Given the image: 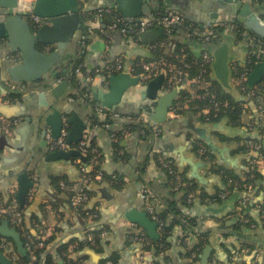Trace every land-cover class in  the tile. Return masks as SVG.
I'll list each match as a JSON object with an SVG mask.
<instances>
[{"label":"crops","instance_id":"crops-1","mask_svg":"<svg viewBox=\"0 0 264 264\" xmlns=\"http://www.w3.org/2000/svg\"><path fill=\"white\" fill-rule=\"evenodd\" d=\"M112 1L88 0L90 9L111 6ZM251 2L241 0L238 7V4L226 0H149L150 9L154 10L155 7L161 6L164 12L181 13L185 20L190 22V26L198 29H207L219 22L235 25L234 29L223 32L211 45H219L223 42L222 37L227 36L224 42L230 47L232 81L239 92L238 97L230 96L252 104V111L244 113L242 123L238 124L230 122L228 118L215 123L209 122L200 112L191 109L188 103L183 106L180 113L176 112L175 104L180 93L169 111L168 121L155 125L151 115L154 113L157 100L143 97L147 85L143 81L125 91L115 111L124 117H132L133 120L130 121H139V117L147 118L149 124L155 128L153 135L144 134L143 129L124 130L120 138H117L116 131L124 129L119 120H115L111 127L94 124L90 103L78 95L79 87L88 85V74L119 60L123 61L125 67L128 65L129 69L140 60L147 59L137 54L129 55L133 46L144 43L141 41L130 43L119 31L108 29L103 21L96 22L98 33L85 48L81 45L83 29H78L63 56L54 65L55 71L48 72L34 83L11 82V84L12 80L7 71L11 64L3 62L0 69V197L4 199L6 196H12L14 204L18 205L19 174L28 173L34 182L33 188L26 196L27 204L23 212L28 229L25 235L28 238L40 236L48 238L53 235L55 243L73 240L75 244L70 247L68 257H82L84 264H100L104 261L101 258L107 255L109 257L117 255L119 264H154L156 261L162 264H190L195 259L196 264H234L237 258L246 259L249 264H254V253L258 249L262 250V255L256 260V264H264V178L258 180L256 190L259 193L254 190L252 197L250 193L231 192L226 187L228 181L223 174L224 171H229L242 176L248 168L247 161L251 156L242 149L244 140L249 135L264 139V128L259 109L256 107V103L264 105V73L261 76L262 80L251 86L258 91V95L251 100L247 99L235 80L236 68H246L249 65L252 50L250 38L255 35L264 40V37L249 30L244 32L242 37H238V23L233 21L237 11L233 6L240 9L244 4ZM129 3L132 7L141 8L146 2L131 0ZM254 3L264 13V0H254ZM179 38L187 45L189 55L192 54L198 60L202 58L206 50L203 41L190 36L189 31L181 32ZM150 44L144 45L150 50ZM50 49L53 51V48ZM9 50L7 41L0 39L1 60ZM182 50L186 51L185 47ZM81 59L82 66H86L89 73L80 77L81 85L78 87L71 82L68 71L72 63ZM255 65L251 68L250 74ZM75 74L81 75L76 71ZM210 78L212 87L222 94L223 88L214 80V71L211 68ZM61 83L66 84L59 88L58 85ZM8 85L20 91L18 97L12 98L5 93ZM96 86L108 90L109 79L107 85H101L98 81L92 85V97L99 104L94 97ZM184 88L193 93L192 83H187ZM171 90L164 85L159 91V96L166 95ZM55 108L61 110L63 117L67 119L70 117L68 110L78 113L87 124L84 140L88 146H92L103 156L102 177L92 180L88 185L90 200L85 206V210L97 213L95 220L89 218L86 213L80 214L71 204L69 191L60 185L61 181L75 183L81 179L80 165L74 161L77 157L53 161L46 159L49 153L54 152L47 140V133L52 132V127L46 122V117L53 113ZM5 115L11 116L15 121L14 130L10 131L6 127L2 120ZM115 141H118L119 148L115 146ZM208 142H211V145ZM262 144L264 145V140ZM203 147L204 152L201 151ZM152 150L163 159L172 161L179 173L195 184L199 194L192 201L188 199L190 206L178 204L181 213L171 214V218H180L185 214L196 217L198 225L196 232L188 238L184 236L183 240L180 236L184 230L181 226L177 227L168 249L145 251L143 241L150 244L156 240L152 239L140 224L127 219L126 211L133 208L146 211L147 205L152 204L158 212L180 198L171 184L170 172L158 165L153 158ZM258 165L259 171L264 175V161H259ZM55 169L56 171L62 169V172H56ZM193 172L200 174L203 180L192 178ZM221 193H224L225 197H222ZM245 196L249 200L243 203L242 199ZM197 199L201 200L204 206L227 202L229 210L219 218L206 216L203 208L195 204ZM5 218L15 227L10 216L1 217L0 223ZM223 221L227 222L224 230L241 222L245 240L240 242H250L254 246H241L242 243H238L236 236L225 235L222 232ZM96 227H104L101 244L93 241L91 245L74 251L73 248L78 242L89 239L88 230ZM4 240L6 238H2L1 243ZM201 241L203 243L199 245ZM233 244L241 250L237 251V247L234 249ZM9 245L4 250L16 261L20 253L10 252L12 243ZM25 246L28 248L26 244ZM195 246L196 250L190 253ZM50 247L52 248L51 245ZM195 253L197 256L194 258ZM58 261L59 264H64V260L58 258Z\"/></svg>","mask_w":264,"mask_h":264},{"label":"water","instance_id":"water-1","mask_svg":"<svg viewBox=\"0 0 264 264\" xmlns=\"http://www.w3.org/2000/svg\"><path fill=\"white\" fill-rule=\"evenodd\" d=\"M142 1L146 3L141 8L132 7L129 3L131 0H113L111 7L118 10L129 22H135L142 16L153 13V10L149 7V0H138V2ZM226 1L238 4V7L241 2V0ZM251 1V4L246 3L240 9L236 8L237 6H233L234 10L237 11V14L233 16V21L244 25L257 35L264 37V13L255 6L254 0ZM20 3L21 0H0V39L7 41L10 47V50L4 59H2L4 61L0 59V69L3 62L4 64L7 63V65L11 64L7 67L10 80H12L10 83H34L46 76L48 72L53 73L55 71L54 65L63 56L69 43L74 38L76 31L82 28L81 5L79 0H33L31 2L32 10L23 11L20 9ZM32 15L40 16L43 18V22L35 27L32 22ZM163 35V27L154 28L141 32L139 34V41L144 44H149L160 40ZM226 37L227 36L222 37L223 42H220L221 44L219 43V45H208L207 49L213 57L210 68L214 71V80L218 81L223 88L222 94L238 97V89L232 81L233 70L230 65V47L224 42ZM144 44L139 43L133 46L129 55L137 54L144 58L151 59L153 53ZM50 48H53V51H50ZM16 59L20 61L17 62L15 61ZM263 73L264 62L261 61L256 63L253 71L249 75L248 85L251 87L259 83L262 80L261 76ZM108 79L109 89L104 90L98 86L94 87V97L99 101L101 106L112 110L118 109V104L121 102L127 89L137 86L141 82L140 77L131 75L128 70V65H126L124 71L112 74ZM164 83L165 75L161 73L151 79L143 91L144 98L157 100L154 113L151 115V119L155 125L163 124L168 121L169 111L173 107L176 98L181 93V89L174 88L166 95L159 96V91L163 88ZM65 84L66 83H61L58 86L61 88ZM7 88L5 93L10 96L20 94V91L14 89V87H9L8 85ZM236 99L239 100V98ZM67 113L70 114L67 121L71 125L67 142L70 145H74L84 139L87 124L78 113L74 111L69 112V110ZM63 118V112L56 108L53 109V113L46 117V122L52 127L53 136L55 138L61 133ZM2 120L6 124L8 130L11 131L15 129L16 123L11 116L5 115ZM209 125L211 126L212 124ZM208 143L211 145V142ZM72 157L84 159L85 155L81 151L72 148L49 153L46 159L48 161H53L70 159ZM57 171L62 172V169H57ZM192 178L203 180L201 175L195 172H193ZM18 181L20 182V188L17 197L20 204L24 205L26 196L31 188H33L34 182L28 176L27 172L19 174ZM195 204L200 205L205 211L204 215L210 217H222L225 211L229 210L227 202L223 204L213 203L204 206L201 200L197 199ZM125 215L127 219L140 224L142 228L146 229L152 239H159L158 223L152 220L146 211L133 208L127 210ZM2 238L13 239L20 255L26 256L28 248L25 246L22 235L18 228L10 225V221L7 218L0 223V264H17L12 257L6 254L1 246ZM45 256L46 253H43L42 258ZM108 257L107 255L101 259H107Z\"/></svg>","mask_w":264,"mask_h":264},{"label":"built area","instance_id":"built-area-1","mask_svg":"<svg viewBox=\"0 0 264 264\" xmlns=\"http://www.w3.org/2000/svg\"><path fill=\"white\" fill-rule=\"evenodd\" d=\"M33 0H21L20 9L23 11H31L32 6L31 2ZM83 7H81V12L89 11V10H97L93 15H85V19L83 21L84 29L82 30L81 35V45L83 48L87 47L94 38L98 30L95 27L97 21H103L104 15L111 16L110 20L107 24V28L114 31L121 32L129 41L128 35H138L143 32L154 28L163 27L164 33H170L171 27L173 25H181L185 21V17L183 14L178 13L176 11H170L165 14H155L152 13L150 15L142 16L139 20L135 22H129L128 19L119 13L116 9L112 8L111 6L107 7H97L95 9H90V4L88 0H82ZM32 22L33 25L39 26L43 22V18L37 15H32ZM219 26L224 27V31H228L230 29H234L235 25L226 23V22H219L214 26H211L207 29H198L197 27L189 26V35L192 37H196L199 40L203 41L206 44V50L204 51L202 58L199 60V68L200 73L194 77H190L188 75V69L192 67V62L189 61V52L183 51V58L180 60V63L170 62L164 57H160L156 60H140L139 62L133 64L129 67V72L131 75L140 77L141 81L144 83H148L151 79L155 78L159 74L163 73L165 75V83L164 85L169 89L184 88L187 83L193 84V92H196L197 89H204L207 91L208 94L211 95V99L214 101L215 107H220L221 105H226L225 102L221 100H215L214 92L211 91L212 82L210 79H206L203 77L202 73L206 71V69L210 66L212 62V55L207 49L208 45H211L216 39L219 38L221 32L217 28ZM252 40V50L249 57V65L248 67L244 68L243 71H239V68H236L235 71V80L239 88L244 92L245 96L248 100L255 98L258 95V91L256 88L250 87L248 85V78L250 74V70L252 68V64H256L258 62H264V40L259 38L258 36L253 35L251 38ZM130 42V41H129ZM132 44L138 42H130ZM150 50H156L158 48L165 47V41L158 40L154 43L150 44ZM5 57V56H4ZM4 57L2 59H4ZM82 64H79L76 67V73H81ZM125 65L122 60H119L115 63H108L103 68H98L93 74H88L87 81L88 86L86 87V92L89 97V100L92 99V93L90 91V86L94 84L95 81H98L101 85L108 84V77L110 74L120 73L124 71ZM14 86L16 84H13ZM96 110L97 115L103 116L105 115L106 111L111 113V117L115 120L118 119H126L128 121L133 120L132 117H124L119 112L108 109L100 104L94 107ZM259 114L261 122L264 126V105H258ZM147 118L139 117L140 121H146L145 125L148 127H153L150 123L146 120ZM138 120V119H137ZM206 120H209V117H206ZM106 127H111L112 123H105ZM71 125L68 123L67 118H63V127L61 129L60 135L55 138L52 132L47 133V140L51 150L58 151V150H68V149H77L81 151L84 155L86 153V140H81L79 143L70 145L67 142V137L70 131ZM153 129H155L153 127ZM145 132V130H142ZM245 143L250 147L252 154L260 153L261 148L263 146L262 142L254 139H246ZM94 152H98V150H94ZM201 151L204 152L205 148H201ZM99 156V152L97 157ZM161 161V166L168 169L173 180L175 181L174 188L178 189L181 186L186 185V179L179 173V171L174 167L172 161L165 160L162 157H159ZM264 156L259 154V158L253 160L254 163H258L259 161H263ZM76 163L80 165V170L82 173L81 179L75 183H67L66 181H61L60 185L62 188L67 189L69 191L71 204L74 208L78 209L79 207H85L88 201L90 200V195L88 192V185L94 179H100L102 177V170L100 167H97L99 161L96 157L92 158L89 163L81 162V158L77 157L74 159ZM93 171V175L89 172ZM225 178L229 183L234 182L235 180L230 177L228 174L223 173ZM253 189L252 185H249L248 190L251 191ZM198 192H191L188 195V199L190 201L197 198ZM222 197H225L224 193H221ZM249 200L247 196L242 199L243 203ZM147 213L151 217L152 220L158 223V227L163 226V221L160 219L159 215L157 214L156 208L154 205L149 204L146 208ZM86 215L89 218L95 220L97 217V213L91 212L86 210ZM4 214H8L13 225L22 226L24 221V215L22 209L19 208L18 205L12 204L9 207H6L3 203L2 197H0V218L4 216ZM184 232L182 231V235ZM89 239H94L93 235L90 234ZM143 236H141V240H143ZM1 246L5 249L7 246L9 247V243L6 240L2 241ZM249 251V250H248ZM251 252V250L249 251ZM262 255V250L258 249L254 253V264H256V260ZM197 254H194V258ZM14 259V258H13ZM105 264H114L113 261H106ZM167 264V263H166ZM169 264V263H168Z\"/></svg>","mask_w":264,"mask_h":264},{"label":"trees","instance_id":"trees-1","mask_svg":"<svg viewBox=\"0 0 264 264\" xmlns=\"http://www.w3.org/2000/svg\"><path fill=\"white\" fill-rule=\"evenodd\" d=\"M81 7H83V1L79 0ZM95 12H97V10H87L84 12H81V17L82 20L84 21L85 19V15H93ZM153 13L155 14H165L167 12L162 11L161 6L159 7H155L153 10ZM111 16H107L104 15L103 18V23H105L106 25L108 24L109 20H110ZM190 22L189 21H184L183 24L181 25H173L171 27V32L170 33H164V35L162 36V38L160 40L165 41V47H161L158 48L156 50H152L153 53V57L151 59H146V60H156L160 57H164L165 59H167L170 62H175V63H180V60L183 58V51L182 48L185 47L186 51L189 52L187 45H185L182 41H180L179 38V34L181 32H186V31H190L189 30V25ZM221 34L224 31V27L219 26L217 27ZM82 29H84V27H82ZM247 29L244 25L242 24H238V37H242L243 33L246 32ZM250 32H252L251 30H249ZM254 33V32H253ZM220 34V35H221ZM129 41L130 42H139V36L138 35H128ZM189 61L192 62V67L190 69H188V75L190 77H194L196 75H198L200 73V68H199V60L196 59L195 57H193L192 54L189 55ZM83 61L82 59L74 62L71 64L70 68H69V73H70V78H71V82H73V84L76 86H80L81 83L80 82V77L82 75H86L87 73H89V70L86 66H82L81 69V75H77L75 74V70L76 67L81 64ZM254 64L250 65L253 67ZM244 68L240 67L239 71H243ZM91 71V70H90ZM94 71L91 73L93 74ZM203 77H205L206 79H211L210 78V68L208 67L206 69V71H204V73H202ZM78 82V83H76ZM88 85L83 87H79V93L78 95L83 98V100L87 101L90 103L91 107H92V112H91V116L93 118V123L96 125H105V123H114L116 122L115 119H113L111 117V113H109V111L105 112V115L103 116H99L96 113V110L94 109V107H96L97 102L94 100V98L92 97V99L89 100V97L87 95L86 92V87ZM90 91L92 93V85L90 86ZM211 91L214 92L215 95V100H221L223 102L226 103V105H221L220 107H215L214 105V101L211 99V95L207 93L206 90L204 89H197L196 92H191L188 91L187 89L183 88L181 89V95L178 98L176 104H175V111L176 112H181L183 106H185L186 103L189 104V107L191 109H194L197 112H200L202 114V116L205 118L209 117V122L215 123V122H219L220 120L224 119V118H228L230 120V122L232 123H236L238 124L239 122L242 123V120L244 118V113H248L250 111H252L251 106L252 104L247 103L248 101L246 100H238V99H234L233 97H231L228 94H220L217 90H215L213 87H211ZM18 97V95H11L12 98ZM256 103V102H255ZM99 105V104H98ZM256 107H258V104L256 103ZM119 123L122 125V130L120 131H116V136L117 138L119 136H121L122 131L124 132V130L126 131H136L139 130L141 131L142 129L145 130L146 135H153L154 134V129L153 127H148L147 125H145L146 121H128L126 119H118ZM263 125V124H262ZM264 128V126H263ZM116 138V139H117ZM120 138V137H119ZM246 139H254V140H258L260 142L263 143L264 139H260L257 137H254L253 135H249ZM246 139L244 140V144L242 145V149L243 151H245L246 153H250L251 149L250 147L245 143ZM115 146L117 148H119V144L118 141H115ZM92 146H88L86 145V153H85V158L81 159V162L84 163H89L91 161L92 158L96 157L97 160L99 161V164L97 165V167L101 168V164H102V159L103 156L102 154L97 157L98 152H94ZM152 154H153V158L155 159V161L158 163V165H161V161H160V156L158 153H156L154 150H152ZM251 156L247 161V170L246 172L242 175V176H238L235 175L229 171H224V173L228 174L230 177H232L235 181L232 183L226 182L227 183V188L229 190H231V192L234 191H240V192H245V193H250L251 196L253 197V191L255 190L256 193L258 194L259 191L256 190V186H257V182L258 180H263L264 175L259 171V165L258 163H254L253 160L258 159L259 158V154L264 156V145L261 148V152L260 153H256V154H252L250 153ZM264 161V160H263ZM91 175H93V171L89 172ZM171 184L172 186L175 185V181L173 180V177L171 176ZM186 185L179 187L178 189H175L176 193L179 194L180 198L179 201L177 200V202H173V204H169L168 208L166 209H162V210H158L157 214L159 215L160 219L163 221V226L162 227H158L159 229V239H157L156 241H151L150 244L147 243V241H143L144 242V250L145 251H152L153 249L156 250H165L168 249V247L171 244V239L173 238L174 235V231L177 227H182V229L184 230V234L181 235L180 237L181 240L185 238H188L190 235L194 234L196 231V227L198 225V220L196 217H192V216H188V215H183L180 218H171V214H180L181 211L178 207V204H183L184 206L187 205H191V203H188V195L191 192H196L197 188L195 186L194 183L189 182L188 180H186ZM249 185L253 186V189L251 191L248 190ZM88 189V188H87ZM89 192V191H88ZM199 195V194H198ZM153 199V198H152ZM13 197L12 196H6V198L3 199V203L6 207L11 206L12 204H14L13 202ZM26 202V201H25ZM176 205H175V204ZM19 208L22 209V211L24 212V208H25V204H27V202L24 205H21L20 203H17ZM263 208H264V199H263ZM77 211L80 214H84L86 212L85 207H79L77 209ZM183 213V212H182ZM248 215V214H247ZM4 216H8V214H4ZM250 216V215H249ZM2 220V219H0ZM226 221L222 222V227H223V233L225 235H234L238 238V243H242L241 246H251L253 247L254 244L250 243V242H240V241H244V235L243 232L241 231L242 229V223H237L234 224L232 226H228V229L224 230L226 226ZM18 228V230L20 231V233H22L23 235V240L24 243L28 246V252L26 254V256H21L19 257V259L16 260L17 264H59L58 258L64 260V264H84L83 263V258L82 257H68L69 251H70V247L72 245H74V241H66V242H59V243H55L54 241V236H50L48 238H44L42 236L40 237H35V238H28L25 235V232L28 231L27 226L25 224V217H24V221H23V225L22 226H16ZM103 228H94L91 230H88V234H92L94 239H88L86 238L83 241L78 242L77 246L75 245L73 250L77 251L81 248H83L85 245H91V243L94 241V243L97 244H101V234L103 232ZM6 241L12 243L11 247V251L10 252H17V245L14 242L13 239L11 238H6ZM187 243V241H185ZM9 243V244H10ZM203 241H201L199 243V245H202ZM50 245L52 246V248L50 247ZM198 245V246H199ZM50 247V248H48ZM234 249L237 247L236 244H233ZM232 247V249H233ZM196 250V246L193 247L190 250L191 251H195ZM237 251L241 250L238 247L236 248ZM236 251V252H237ZM235 251L233 250V253ZM43 253H46V256L44 258H42ZM198 253V252H197ZM113 261L114 264H119V259L117 255H113L108 257V259H104V261H102L100 264H105L106 261ZM197 259L193 260L192 262H190V264H196ZM154 264H162L161 262H155ZM234 264H249V262H247L246 259L244 260H240V259H236V263Z\"/></svg>","mask_w":264,"mask_h":264}]
</instances>
